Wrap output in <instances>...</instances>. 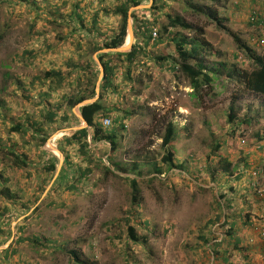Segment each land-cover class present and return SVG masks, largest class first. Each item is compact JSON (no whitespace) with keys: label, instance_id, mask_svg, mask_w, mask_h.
<instances>
[{"label":"rangeland","instance_id":"rangeland-1","mask_svg":"<svg viewBox=\"0 0 264 264\" xmlns=\"http://www.w3.org/2000/svg\"><path fill=\"white\" fill-rule=\"evenodd\" d=\"M235 1L230 2L231 13L223 16L230 19L225 23L226 29L250 42L251 35H260L248 21L251 7L255 5L250 0H240L235 6ZM109 2L112 1L104 6ZM151 2L142 0L138 8H132L131 30L133 15L138 19L144 15L152 18ZM33 3L32 0H0V102H3L0 115L2 105L10 108L7 118L0 117V141L4 147L8 143L16 145V150L24 152L32 164V168L12 171L11 157L5 159L6 152H0L3 183L0 192L9 188L18 201L0 217V264H73L67 253L71 249L93 264H264V218L259 215L263 213L264 198L249 188L251 181L262 177L258 170L264 169V95L246 92L235 81L225 80L233 66L250 71L253 65L244 52L237 50L226 30H220L205 14L192 10L195 6L220 11L221 6H215L210 0H167L165 10L159 11L163 24L167 23L165 15L171 14L195 28L180 30V37L195 38L197 28L204 30L206 41L217 53L213 49L203 51L205 64L221 71L213 91L206 87L200 96H194L184 75L173 73L168 61L157 60L168 56L177 59L176 45L165 33L164 44L151 45V54L140 57L132 71L133 82L129 79L122 82L126 68L119 70L121 90L110 103H116L123 112H114L112 116L125 111H134L136 115L126 121L128 137L125 150L117 160L131 165L130 168L139 164L137 173L142 170L143 179H148L140 184V207L133 218L138 234L147 243L130 244L129 248L124 219L129 217L132 189L125 177L135 175L116 172L115 176L103 178L104 170L98 163L88 178L81 177L79 170L71 178L74 170L69 169L70 173L64 170L67 159L59 144L70 132L87 128L81 119L82 106L71 112L79 122L71 116L66 125L48 128L49 137L40 148L57 158V169L52 176L41 168L49 157L41 158L37 146L44 133L37 140L26 136L31 144L22 148L25 139L9 131L14 123L37 119L39 110L38 90H30V95L39 99L27 100L16 87L19 83L30 87L34 76L43 77L51 68L64 70L61 64L66 63L67 56L73 50L77 56L80 53L73 46L72 50L63 49L65 45L59 47L67 38L80 37L76 30L78 23L73 22L77 5L85 8V19L89 21L99 7L98 0H35ZM257 7L264 17V0ZM129 43L134 46L132 39ZM125 47L127 44L118 49ZM253 47L259 54L263 53L260 47ZM30 50L34 55L28 54ZM95 58L100 60L99 53L92 57L85 54L75 61L85 63ZM222 64L230 70L224 71ZM97 66L93 63L94 70ZM98 73L100 79L96 84L102 85L104 73L99 68ZM72 79L74 86L66 89L68 93L76 90L77 82ZM231 107L238 115L234 125L228 122ZM248 118L252 119L250 124L245 122ZM171 121L178 129L173 146L175 162L181 165L174 169H168L161 162L166 153L163 136ZM217 145L221 149H216ZM92 148L108 165L107 146L101 143ZM69 159L77 167L84 166L75 149L69 150ZM223 159L231 163L227 173L223 171ZM147 161H151L150 165L145 164ZM155 162H159L161 174L155 173L152 164ZM261 183L264 184L263 178ZM73 184L77 185L76 190H71ZM5 205V199L0 198V214ZM252 218L260 225L258 230L251 226ZM216 243L221 246L215 247ZM9 245L17 250L10 259L3 253Z\"/></svg>","mask_w":264,"mask_h":264},{"label":"trees","instance_id":"trees-1","mask_svg":"<svg viewBox=\"0 0 264 264\" xmlns=\"http://www.w3.org/2000/svg\"><path fill=\"white\" fill-rule=\"evenodd\" d=\"M106 0H99V3L103 4ZM213 2L215 6H221V9H199L198 7L193 6L192 10L197 13H202L207 16L209 20L212 22H216L217 27L220 30H226L233 38L237 50L244 52L248 60L253 65V70H240L237 66H233L231 71L229 66L226 64H222L224 71L228 72L225 80L238 83L246 92H250L253 94L264 95V49L259 46L256 42L258 39L256 36L250 37V42L242 39L239 34L234 31L226 29L225 23L230 19H227L223 16H228L230 14V2L231 0H210ZM35 3V0H32ZM117 5L114 9H106L104 13L106 16L113 15L118 16L120 18L119 27L116 33L113 35H106L101 37V32L97 30V18L99 17V13L94 15V25L90 28L88 33L96 32L98 33L100 39H102V44L96 43L94 46L90 47L86 54L91 56L97 53L100 50L105 49H118L125 45L127 36H128V23L130 19V10L132 8H136L141 5L142 0H116ZM33 3V4H34ZM167 4V0H154L153 6L151 8L152 18H145L144 20L138 19L136 15H133L137 23V32L139 34V40L130 52L127 53H115L113 55L102 54L100 56V61L104 67V77L101 85V94L100 97L92 104L82 106L80 108L81 114L87 123V128H83L77 131H72L68 135H66L59 144L60 151L66 155V162L64 170H68L70 173L71 170H74L71 178H75V170H79L78 172L81 174L80 176L83 178H88V176L94 174L95 168L97 167L95 163L100 165V168L104 170L102 172L103 178H107L109 175H117L116 172L122 174H133L135 176H127L125 177V181L130 185L131 192V207L129 209V217L124 219V222L127 226L126 230V242L130 248V244H146L147 239L140 236L138 231L133 224L135 217V213L137 209L140 207V184L144 180L142 177V170L137 173L140 165L135 164L133 168H130L131 165H123L120 163L117 158L121 153L125 150V141L128 137L127 130L129 129L126 121L131 120L132 117L136 115L134 111H128L119 116H112L114 112H123L120 110V107H116V103L112 104L113 96L119 94L120 89V77L119 70L121 68H126L124 80L129 79L131 82L132 71L136 68V64L140 62V57L148 56L151 54L149 52V44H150V27L156 26L159 28V38L154 43V46L158 47L165 43V37L163 33L168 36H171V41L175 43V55L177 59H172V56L158 57L159 62L168 61L169 67L173 70V73H179L184 75L188 80L193 89L194 96L198 97L205 90L206 87H209L211 91L215 89V83L219 79L221 75V71L219 68L211 69L206 66L205 58H203V51L208 52L213 48L210 47L209 43L205 39V32L203 29H196V37L187 39L184 37H180V30H191L195 29L189 23H187L180 16H172L171 14H166L167 23L163 24L161 20L162 13L160 14V10H165V6ZM207 11V13L205 12ZM78 13L73 21L78 22V29L82 30L84 28V20H85V12L78 5L77 6ZM229 18V17H228ZM264 20V19H263ZM261 20V22H264ZM264 24V23H263ZM142 28L145 29L143 32ZM162 31V32H160ZM254 42V44H252ZM257 46H256V45ZM77 46L81 48V43L78 42ZM260 47L263 49V53L259 54L256 49L253 47ZM82 50V49H81ZM31 56L34 55V51H27ZM214 54H217L213 49ZM211 55H213V53ZM85 56V55H84ZM237 57V55H236ZM171 58V59H170ZM93 59H90L85 64L78 63L73 60L67 61L66 70L67 73H64L63 69H52L43 74V77L36 76L33 79V82L30 87L26 86L24 83H19L17 86V90L23 91V96L25 99L29 100L34 98L30 95L33 90L39 89V98L40 102L37 104L39 107L38 113L41 117V120L37 119H27L25 122L14 123L10 128L11 134L19 135L23 140L26 136H29L31 140H37L40 134L44 133V136H41V140L37 142V146L40 148L47 141L49 134L47 133L48 128L52 125L64 126L67 122L71 120V116H73L74 120L79 122V118L76 117L71 112L74 108L78 107L80 104L85 101L92 100L96 97V86L97 81L99 79L98 68L93 69ZM68 68V69H67ZM211 73V74H210ZM220 74V75H219ZM126 76V77H125ZM74 79L77 82L76 90H72L70 93L66 91L68 87L74 86ZM218 78V79H217ZM15 88V92H17ZM58 96V97H57ZM57 97V98H55ZM3 104V102H0ZM3 112L0 117L7 118L6 113L8 111L7 107L5 108L2 105ZM230 113L228 116L229 124L234 125L237 119V114L235 113L234 107H231ZM63 112V115L60 116V112ZM71 113V114H70ZM45 117V121L43 122V118ZM60 117V118H59ZM111 119V126H104L103 120ZM249 119V118H248ZM246 124H250L252 119L245 120ZM48 125V127H47ZM55 125V126H56ZM178 137V129L176 123L173 121L169 122L165 128V135L163 136V147L166 148V153L163 155L161 159L162 164L167 165L168 169L179 168L181 165H177L175 162V153L173 151V146H175V142ZM259 139H262V136H259ZM91 141V142H90ZM105 144L107 146V163L105 165L103 163L102 157H97L94 153V149L92 145ZM2 141H0V152H6L5 159L7 156L11 157L9 159L10 168L12 171L25 170L32 168V164L30 161H27L26 154L21 152L20 149L16 150V145L10 143V145H6L5 147L1 145ZM31 144V141L24 140L22 148L27 147ZM75 149L78 157L81 160V163L84 164L80 167H77V164H74L69 159V150ZM216 149H221V145H217ZM40 157L45 159L46 156L49 155L47 161L42 164L41 168L45 171L46 174L51 175L56 172L57 169V158L52 153H49L42 148ZM152 161V160H151ZM151 161H147L145 164L150 165ZM72 162V163H71ZM223 163L225 164L224 172H229L231 168L230 161L227 159H223ZM155 166V173L161 174L162 169L160 168L159 162L152 163ZM76 168V169H75ZM70 169V171H69ZM134 172V173H132ZM7 182V181H5ZM3 183L0 181V186ZM71 190H76L77 185H71ZM0 198L5 199L6 205L3 207V211L0 214L2 217L6 212L10 211V207L12 205L18 204L15 196L11 194V190L9 188H5L2 192H0ZM28 210V207H26ZM233 229V227H232ZM125 234V233H123ZM232 235L231 231L229 232ZM206 244L209 243L208 240L202 238ZM27 240V239H22ZM239 242L237 241L236 248ZM215 247L219 248L221 243H216ZM60 252H64L65 249L63 247L58 248ZM215 253H218L217 250H214ZM70 256L73 264H93L87 259H84L83 254L76 250L67 251Z\"/></svg>","mask_w":264,"mask_h":264},{"label":"crops","instance_id":"crops-1","mask_svg":"<svg viewBox=\"0 0 264 264\" xmlns=\"http://www.w3.org/2000/svg\"><path fill=\"white\" fill-rule=\"evenodd\" d=\"M107 1H109V0H106L104 3H106ZM112 2H109V4H107V6H104V3L102 4H100L99 3V0H98V5H99V7L97 8V11L93 14V16H92V21H91V19H90V21L89 20H84V28H83V30H78L77 32H79V36L80 37H77V36H74L73 38H71V39H66V41H61L60 43H59V47L62 45H65L64 47H63V49H71V46H73V47H75L76 49H78V51L80 52L79 54H78V56H77V53L73 50L72 52H71V54H70V56H67V59H66V63L65 64H61V66L64 68V71L66 70V64H67V60L69 61V60H73V61H75V60H78V57L79 58H81V57H83L85 54H86V51L89 49H87V46H88V44H89V46L90 47H92V46H94L96 43H100V44H102V39H100V37H99V35H98V33H96V32H92V33H88V31H90L89 29L90 28H92L93 27V25H94V15L96 14V13H99V16H101V17H98L97 18V30H99L100 32H101V37L104 35V36H106V35H113V33H116V31H117V29H118V27H119V23H120V18L118 17V16H113V15H109V16H106L105 15V13H104V10H106V9H114L115 7H116V5H117V2L115 1V0H111ZM152 2L151 3H153V1L154 0H151ZM240 3H241V1H240ZM78 6V5H77ZM80 7L83 9V11L85 12L86 10H84L85 8H83L81 5H80ZM132 10V9H131ZM131 10H130V12H131ZM100 11H103V12H101L100 13ZM130 12H129V14H130ZM231 13V12H230ZM101 14V15H100ZM102 14H103V16H102ZM104 16L106 17V18H104ZM130 16H131V14H130ZM131 18V17H130ZM231 19H232V17H230ZM74 20V19H73ZM129 21H130V19H129ZM73 22H75V21H73ZM76 23H78V22H76ZM137 23H136V20H133V22H132V33H133V38H132V40H133V43L134 44H136L138 41L140 42V40L138 39L139 38V34H138V32H137ZM129 29H130V22L128 23V34H129ZM73 36V35H72ZM76 37V38H75ZM84 38H86V39H89L88 40V42H86V39H84ZM78 42H80L81 43V48H79L78 46H77V44H78ZM130 36L128 35L127 36V39H126V42H125V45L127 44V45H129L130 43ZM149 49V52H150V48H151V44H149V47H148ZM82 49V50H81ZM72 50V49H71ZM109 49H105V50H100V51H98L97 53H99V57L102 55V54H104V53H106V54H109V55H113V54H115V53H127V52H110V51H108ZM128 52H130V51H128ZM96 54V53H95ZM95 54H93V55H95ZM75 58V59H74ZM93 61H94V64L99 68V70H100V73H104V67H103V65H102V63L100 62V60H98V59H96L95 58V60L93 59ZM76 62H78V63H80L79 61H76ZM88 61H86L85 63H87ZM85 63H81V64H85ZM52 69H54V68H51L50 70H52ZM49 71V70H48ZM37 76V75H36ZM36 76H34L33 78H32V81H31V83H30V85L32 84V82H33V79L36 77ZM99 79H100V77H99ZM99 79H98V81H99ZM102 80H103V78L100 80L101 81V83H102ZM29 86V85H28ZM38 90V93H39V89H37ZM100 90H101V84H98L97 86H96V94L98 95V97H97V99L99 98V95H100ZM96 95V96H97ZM34 97V96H33ZM34 98H37V99H39L38 97H34ZM33 99V98H32ZM96 99V100H97ZM31 100V99H30ZM7 109H10L9 107H7ZM28 114H29V112H28ZM77 117V116H76ZM37 118L39 119V120H41V117H40V115H39V113L37 112ZM38 119H37V121H38ZM56 125V124H55ZM8 144H10V143H8ZM23 146V145H22ZM262 218H264V209H263V213H261V214H259ZM250 223H251V226L253 227H256L257 229H259L260 228V225H259V223H257L256 222V220L254 219V218H252V220L250 221ZM264 225V224H263ZM5 251L3 252L4 253V255H5V257L6 258H8L9 257V259L11 258L10 256L15 252H17V250H15L14 248H10V245L8 246V247H5V249H4Z\"/></svg>","mask_w":264,"mask_h":264},{"label":"built area","instance_id":"built-area-1","mask_svg":"<svg viewBox=\"0 0 264 264\" xmlns=\"http://www.w3.org/2000/svg\"><path fill=\"white\" fill-rule=\"evenodd\" d=\"M239 1H236L234 4L237 5L239 4ZM251 3H254L255 7H251V12H249V16H248V21H249V25L251 26V28H254V30H258V32L260 33V35L256 36L257 37V43L259 46L263 47L264 49V22H261V20L264 19V17H262V14L259 12V8L257 7V5H259V3L261 2V0H250ZM145 18H151L149 15H144L142 18H140V20H144ZM264 21V20H263ZM151 31H150V44L153 46L154 43L156 42V40L159 38V28L156 26H151L150 27ZM143 32H145V29L142 28ZM257 32V33H258ZM103 125L104 126H111L112 122L111 119H105L103 120ZM260 175L262 177H260L258 180H253L251 181L249 188L255 192L259 197L264 198V184L261 183V178L264 179V169L262 171H259ZM262 233L264 234V230L262 231Z\"/></svg>","mask_w":264,"mask_h":264},{"label":"water","instance_id":"water-1","mask_svg":"<svg viewBox=\"0 0 264 264\" xmlns=\"http://www.w3.org/2000/svg\"><path fill=\"white\" fill-rule=\"evenodd\" d=\"M138 8V7H137ZM129 36H130V39H132L133 38V33H132V30L131 29H129ZM132 46L129 44V45H127V47H125V48H122V49H112V50H110V51H113V52H125V51H129V50H131L132 48H131ZM96 100H92V101H85L84 103H82V104H80L79 106H85V105H89V104H92V103H94ZM81 119L86 123V121H85V119L81 116ZM87 124V123H86ZM81 129H83V128H81Z\"/></svg>","mask_w":264,"mask_h":264},{"label":"clouds","instance_id":"clouds-1","mask_svg":"<svg viewBox=\"0 0 264 264\" xmlns=\"http://www.w3.org/2000/svg\"><path fill=\"white\" fill-rule=\"evenodd\" d=\"M236 1H237V0H236ZM236 1H235V2H236ZM239 3H240V2H239ZM234 5H235V4H234ZM237 5H238V4H237ZM235 6H236V5H235ZM253 227H254V226H253ZM254 228H255L254 230H258L256 227H254Z\"/></svg>","mask_w":264,"mask_h":264}]
</instances>
